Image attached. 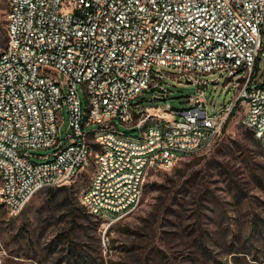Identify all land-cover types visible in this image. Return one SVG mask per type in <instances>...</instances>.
I'll return each instance as SVG.
<instances>
[{
    "label": "built area",
    "instance_id": "built-area-1",
    "mask_svg": "<svg viewBox=\"0 0 264 264\" xmlns=\"http://www.w3.org/2000/svg\"><path fill=\"white\" fill-rule=\"evenodd\" d=\"M7 1L0 201L11 216L39 192L73 181L94 147L96 167L81 205L109 222L128 217L141 204L149 173L211 148L238 107L264 150V85H251L264 50V0ZM155 67L175 69L177 79L199 87L186 107L158 114L135 102L148 91L165 98ZM213 73L235 97L210 113L208 85L198 76ZM118 123L139 136L127 137ZM48 149V156L36 154Z\"/></svg>",
    "mask_w": 264,
    "mask_h": 264
},
{
    "label": "rangeland",
    "instance_id": "rangeland-1",
    "mask_svg": "<svg viewBox=\"0 0 264 264\" xmlns=\"http://www.w3.org/2000/svg\"><path fill=\"white\" fill-rule=\"evenodd\" d=\"M5 1L0 0V14ZM156 69L163 75L165 98L154 100L148 91L135 102L158 114L186 107L199 87L177 79L175 69ZM218 78L219 73L198 76L208 85L204 99L210 113L235 97L234 88L224 87L223 77L215 83ZM59 81H64L62 76ZM263 84L264 50L251 81L252 86ZM243 114V107L233 112L211 148L180 157L169 170L151 171L140 206L121 220L92 216L80 203L95 171L94 147L86 166L65 185L78 208L74 213L61 208L65 193L57 192L59 188L39 192L18 216H11L0 201V264H75L80 256L95 264H264V151L241 123ZM67 129L64 107L58 123L62 139ZM118 129L127 137L139 136L135 128L118 123ZM210 160L215 168H207ZM154 184L166 185L171 197L165 198L163 214L147 221L158 198Z\"/></svg>",
    "mask_w": 264,
    "mask_h": 264
},
{
    "label": "trees",
    "instance_id": "trees-1",
    "mask_svg": "<svg viewBox=\"0 0 264 264\" xmlns=\"http://www.w3.org/2000/svg\"><path fill=\"white\" fill-rule=\"evenodd\" d=\"M5 3H6L5 6H3V8H2V10L4 12L0 14V49L2 48L3 50L6 46V40H7V30H6V22L7 21L5 20V15H6V12L8 13V9H9L8 1H5ZM260 86H262V85H260ZM232 116H233V112L229 116V118L227 119L222 131H225V128L227 127V123L229 122V120L231 119ZM244 128L247 129V131H249V133L254 137V134L250 129H248L246 127H244ZM254 139H255V137H254ZM258 144H259V147L262 148L259 142H258ZM210 161H212V162H210L208 164L209 166L207 168H209V167L215 168L216 166H215L214 160H210ZM178 178L180 179L181 177H178ZM173 185H175V182ZM165 186L166 185H163V184H161V185L154 184V189H156V191L158 193V198L156 199V204H154L152 210L148 214V217H147L148 220L147 221H149V219H157L161 214H163V212H162L164 209L163 207L166 203L165 198H167L168 196L171 197V193L169 192V188H167ZM70 189L71 188H67L65 186H62V188L60 187L57 190V192L64 191V193H65L64 196H62L61 200H60L61 201V203H60L61 208L65 209L66 211H71V213H74L76 210H78V208H75V206H74L73 194L71 193ZM48 192L51 193L52 189H48ZM173 198H174V196H173ZM73 208H75V209L73 210ZM67 238L70 239L71 243L74 242L71 238H69V237H67ZM76 257L78 258V255ZM75 264H95V263L92 260H90V258H85V257L81 258V256H80L78 259H76Z\"/></svg>",
    "mask_w": 264,
    "mask_h": 264
}]
</instances>
